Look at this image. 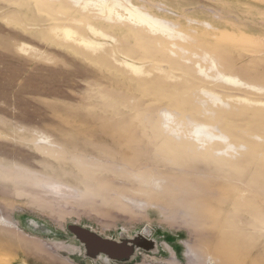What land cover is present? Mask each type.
Returning <instances> with one entry per match:
<instances>
[{
	"label": "rangeland",
	"instance_id": "1",
	"mask_svg": "<svg viewBox=\"0 0 264 264\" xmlns=\"http://www.w3.org/2000/svg\"><path fill=\"white\" fill-rule=\"evenodd\" d=\"M0 264H264V0H0Z\"/></svg>",
	"mask_w": 264,
	"mask_h": 264
},
{
	"label": "water",
	"instance_id": "2",
	"mask_svg": "<svg viewBox=\"0 0 264 264\" xmlns=\"http://www.w3.org/2000/svg\"><path fill=\"white\" fill-rule=\"evenodd\" d=\"M30 225L35 224L30 222ZM68 229L75 239L84 246L85 255L90 258H96L103 254L108 259L126 262L131 259L137 249L154 250V242L142 236H135L132 239L121 238L119 241H114L76 224L68 225Z\"/></svg>",
	"mask_w": 264,
	"mask_h": 264
}]
</instances>
